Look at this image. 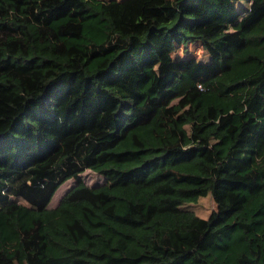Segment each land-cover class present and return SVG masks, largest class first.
I'll use <instances>...</instances> for the list:
<instances>
[{
	"label": "trees",
	"instance_id": "trees-1",
	"mask_svg": "<svg viewBox=\"0 0 264 264\" xmlns=\"http://www.w3.org/2000/svg\"><path fill=\"white\" fill-rule=\"evenodd\" d=\"M239 1L0 0V264H264V0Z\"/></svg>",
	"mask_w": 264,
	"mask_h": 264
},
{
	"label": "rangeland",
	"instance_id": "rangeland-1",
	"mask_svg": "<svg viewBox=\"0 0 264 264\" xmlns=\"http://www.w3.org/2000/svg\"><path fill=\"white\" fill-rule=\"evenodd\" d=\"M109 1V0H104ZM241 3V6L239 5ZM236 7L239 11L243 10L247 7L246 0H240ZM193 57L199 61L206 62L208 60V56L205 51L202 50L198 43L190 44L186 48H177L173 53V58H188ZM81 180L90 187L101 185L104 181L101 177L94 174L92 171H85L81 176ZM74 180H69L64 183L53 196L49 208H54L61 197L74 185ZM183 207H187L190 211L194 212L196 216L202 219H207L210 214L215 210V204L209 195L203 196L197 199V201L184 205Z\"/></svg>",
	"mask_w": 264,
	"mask_h": 264
}]
</instances>
